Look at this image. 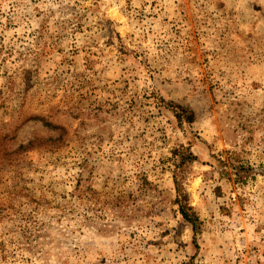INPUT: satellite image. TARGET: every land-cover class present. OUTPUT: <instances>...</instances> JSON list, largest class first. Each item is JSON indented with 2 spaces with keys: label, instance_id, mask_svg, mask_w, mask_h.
<instances>
[{
  "label": "rangeland",
  "instance_id": "obj_1",
  "mask_svg": "<svg viewBox=\"0 0 264 264\" xmlns=\"http://www.w3.org/2000/svg\"><path fill=\"white\" fill-rule=\"evenodd\" d=\"M0 264H264V0H0Z\"/></svg>",
  "mask_w": 264,
  "mask_h": 264
},
{
  "label": "trees",
  "instance_id": "obj_2",
  "mask_svg": "<svg viewBox=\"0 0 264 264\" xmlns=\"http://www.w3.org/2000/svg\"><path fill=\"white\" fill-rule=\"evenodd\" d=\"M172 110L174 113V116L176 117V120L180 123L186 122L188 124H191L194 121V113L191 109L188 107H184L179 104L171 103ZM196 159L195 155H193L192 152L188 148L183 149L179 153V160L176 165L177 170H175L173 174V183L175 186V191L177 193V197L175 199V202L178 206V212L182 219L190 224L191 229L194 233V237L199 232L200 229V220L198 218V215L194 212L192 206L188 203V197L187 193L184 190V187L182 185V182L178 178L177 174L178 171L187 163H190Z\"/></svg>",
  "mask_w": 264,
  "mask_h": 264
}]
</instances>
